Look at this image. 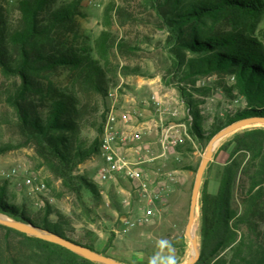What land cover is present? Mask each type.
<instances>
[{
    "label": "trees",
    "instance_id": "trees-1",
    "mask_svg": "<svg viewBox=\"0 0 264 264\" xmlns=\"http://www.w3.org/2000/svg\"><path fill=\"white\" fill-rule=\"evenodd\" d=\"M143 1L166 30V45L175 65L182 66L185 79L230 76L233 84L223 86L225 95L243 100L242 109L229 111L225 122L205 137L199 125L198 103L182 93L192 119L187 136L191 142L209 141L220 129L240 119L264 117V27L259 28L264 16L263 0ZM56 2L15 0L9 12L6 1L0 0V70L19 81L9 102L26 140L88 213L91 210L86 199L99 197L100 189L74 170L99 154L108 103L104 104L96 136L86 140L77 95L55 87L49 74L67 69L76 85L82 84L104 98L108 89L100 60L92 57L88 48L70 44L69 35L74 34L82 0H68L59 6ZM111 10L112 5L105 9V19ZM111 42L110 33L101 32L96 41L100 58L110 51ZM122 48L119 44L118 49ZM234 91L236 95L232 96ZM191 142L187 140L190 146ZM5 151L7 148L0 147V153ZM221 156L226 159L216 193L208 192L205 180L200 189V257L196 264H264V126L253 125L231 134L219 145L205 173ZM119 213H123L121 208ZM0 214L94 250L69 235L70 224L63 215L50 219L49 204L42 216L32 217L25 206L17 205L7 195L4 187L0 188ZM0 228L34 247L38 264H96L59 245Z\"/></svg>",
    "mask_w": 264,
    "mask_h": 264
},
{
    "label": "rangeland",
    "instance_id": "rangeland-1",
    "mask_svg": "<svg viewBox=\"0 0 264 264\" xmlns=\"http://www.w3.org/2000/svg\"><path fill=\"white\" fill-rule=\"evenodd\" d=\"M5 1L7 11L11 12L15 0ZM66 1L57 0L56 6ZM111 5L112 10L105 19L104 11ZM80 12L75 18L74 34L69 35L70 44L76 48H88L90 55L100 60L108 92L118 89L119 100H129L131 108L142 97H150L152 92L145 94L146 89L159 88L164 92L175 89L181 100L184 93L185 97L190 95L198 103L199 125L205 137L225 122L229 111L243 108L241 98H228L223 91V86L233 84L230 76L183 77L182 66L175 65L173 54L166 45L167 32L145 1L82 0ZM13 20H16V14ZM263 27L264 16L259 24V28ZM103 31L110 33L113 42L104 59L100 58L96 49V41ZM119 44H123L122 49H118ZM49 79L55 87L72 90L77 95L83 109V136L86 140H93L108 98L82 84L76 85L73 74L67 69L60 68L50 73ZM18 82L17 78L6 76L0 70V147L7 148L0 153V188L4 187L17 205L25 206L32 217L42 216L46 204H49L50 219L56 220V214L63 215L70 224L69 235L73 239L123 264H185L191 255V245L184 231L196 175L193 169L198 168L209 141L191 142L187 137L192 119L183 100L186 127L178 133L179 139L172 147L169 160L158 166L155 174L145 170L160 179L168 175L175 178L166 204H157L156 216L150 224L136 226L123 233L121 216L127 214L133 217L145 205V201L135 193L132 181L124 171L119 173L121 180L118 183L102 181L98 174L100 160L95 156L79 164L74 173L91 179L100 189L99 197L86 199L91 212L84 211L76 196L62 186L20 130L14 107L9 102V96L15 92ZM139 94L142 97H138ZM225 159L226 156H221L204 173L203 180L207 182V190L211 194L217 191ZM13 170H16V176L8 177ZM24 178H31L34 184L43 182L46 191L39 192L24 186ZM152 184L155 185L154 182ZM112 200L123 213H119ZM124 200L129 204H124ZM197 209L193 228L199 243V200ZM33 249L21 237L0 228V264H38V251Z\"/></svg>",
    "mask_w": 264,
    "mask_h": 264
},
{
    "label": "built area",
    "instance_id": "built-area-1",
    "mask_svg": "<svg viewBox=\"0 0 264 264\" xmlns=\"http://www.w3.org/2000/svg\"><path fill=\"white\" fill-rule=\"evenodd\" d=\"M107 98L108 105L100 136L99 154L96 156L100 160L98 174L102 181L118 183L121 180L119 173L124 171L132 181L135 193L145 201V205L135 216L131 217L127 214L121 216L122 232L126 233L136 226L148 225L153 221L157 212V204L162 206L166 204V197L171 191L175 178L168 175L162 178L159 183L153 185L140 162H130L124 157L121 152L124 147H132L142 140L141 132L129 131L127 126L130 125L132 118L139 120L143 115L141 112L133 113L119 109L118 89L108 92ZM147 103L153 105L158 111L161 108V102L155 96L151 97ZM157 127L160 135L159 145L162 156H164L176 145L179 137H177L174 130L175 126L159 123ZM178 127H181V130L185 129L183 125ZM16 174V170H13L8 174V177L16 176ZM22 184L39 192L46 191V185L43 182L34 184L31 178H24ZM123 203L129 204L127 200H124Z\"/></svg>",
    "mask_w": 264,
    "mask_h": 264
},
{
    "label": "crops",
    "instance_id": "crops-1",
    "mask_svg": "<svg viewBox=\"0 0 264 264\" xmlns=\"http://www.w3.org/2000/svg\"><path fill=\"white\" fill-rule=\"evenodd\" d=\"M152 92L150 97L155 96L161 102V108L158 111L153 105L147 103L150 101L149 98L142 97L137 101L136 106H128L129 100L126 102L120 101L119 109L121 111L129 112H141L143 117L136 120L132 118L130 125L127 126L129 131H139L142 133V140L139 143H135L134 146L123 148L122 154L130 162H140L141 167L146 171L155 174L159 169L158 166L166 164L169 160V155L171 154L172 148L167 154L162 156V151L160 149V135L157 125L163 123L167 126H175L177 137L181 130L180 125L183 128L186 127L183 121V102L181 98L176 94L175 89L170 91H161L159 88H149L145 90V94ZM134 100V99H131ZM142 106V107H141ZM141 107L142 109H140ZM149 174V173H148ZM150 180L157 184L161 181L159 177H154L149 174Z\"/></svg>",
    "mask_w": 264,
    "mask_h": 264
},
{
    "label": "water",
    "instance_id": "water-1",
    "mask_svg": "<svg viewBox=\"0 0 264 264\" xmlns=\"http://www.w3.org/2000/svg\"><path fill=\"white\" fill-rule=\"evenodd\" d=\"M253 125L264 126V117H248L230 123L226 125L224 128L220 129L218 132H216L214 136L209 140L206 146L205 153L196 171L191 197H190L188 220L185 226L184 235L190 242L191 255L187 258L185 264H196L200 257L198 238L194 233L193 227L195 222L196 209L199 200V192H200L203 176L208 164L213 158L214 151L225 137L233 134L238 130ZM0 225L15 230L17 232H20L22 234H25L26 236L34 237L46 242L59 245L73 252L79 257L84 258L96 264H123L107 255L100 254L95 250H92L81 244H77L71 240L65 239L49 230L43 229L33 224H28L21 221L13 220L3 214H0Z\"/></svg>",
    "mask_w": 264,
    "mask_h": 264
},
{
    "label": "bare ground",
    "instance_id": "bare-ground-1",
    "mask_svg": "<svg viewBox=\"0 0 264 264\" xmlns=\"http://www.w3.org/2000/svg\"><path fill=\"white\" fill-rule=\"evenodd\" d=\"M197 210H198V209H196V213H197ZM197 214H198V213H197ZM194 225H195V224H194ZM193 230H194V229H193Z\"/></svg>",
    "mask_w": 264,
    "mask_h": 264
}]
</instances>
